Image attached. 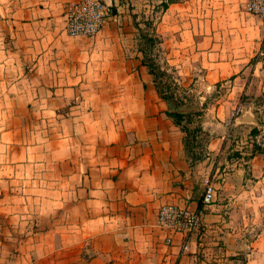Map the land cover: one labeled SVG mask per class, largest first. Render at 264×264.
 Segmentation results:
<instances>
[{"label":"crops","instance_id":"0c3cea01","mask_svg":"<svg viewBox=\"0 0 264 264\" xmlns=\"http://www.w3.org/2000/svg\"><path fill=\"white\" fill-rule=\"evenodd\" d=\"M77 1L0 0V111L17 119L0 123V209L18 241L2 242V264H264V150L245 119L260 118L251 106L229 117L231 98L264 95V25L249 0H118L95 38L66 30ZM153 2L180 75L188 64L203 87L233 80L199 116L211 136L197 161L138 46ZM165 203L199 209L201 228L162 230Z\"/></svg>","mask_w":264,"mask_h":264},{"label":"rangeland","instance_id":"374dc122","mask_svg":"<svg viewBox=\"0 0 264 264\" xmlns=\"http://www.w3.org/2000/svg\"><path fill=\"white\" fill-rule=\"evenodd\" d=\"M152 5H155V11H157V13L155 12L148 15L138 14V18L136 20L137 24L141 23L140 37L144 32L151 36V41H146L145 38L141 37V41L139 40L138 45L139 49L142 51V54L145 58L147 57L149 61L152 60V62L155 64L154 71L159 77L158 80L161 82L162 89L166 90V92L173 91L175 93L174 100H182L184 102V105L177 106L176 103L170 101L169 103L171 104V107L173 109L179 107L192 108L194 112L191 113L192 116L190 118L186 119V123H189V126L192 129H194V127L198 125L202 127L201 117L208 112L207 108H210V104H216L218 101L223 102L224 100L229 99L228 97L231 94L229 90L233 86V80L228 78L216 84H213V87H203L198 82L204 81L198 76L199 73L203 72L200 70H196L197 75L194 74L195 72H193L192 67L188 64L183 65V67L186 68V71L188 70L190 73L187 74L186 77H184V75H180L178 73V70L181 68H177V65H180V63L174 61V59H177L179 57L178 54L176 55V50L178 49V47L174 46L168 40L169 38H173V34H175V32L174 30H163L162 28H160V30L157 29V25L163 21V14L159 12L161 10V7L158 8V6H161L162 4L153 2ZM166 20H169V18H167ZM260 40L264 44V31L261 33ZM164 73H166V75H164ZM231 100L234 101V103L232 104L233 106H231L232 108L229 110L230 119L232 110L240 104L242 105L243 110L240 113L239 117L244 111V106H251L256 114V117L260 118L257 120V122H252V125L250 126L256 129L255 132L252 133L253 128L251 129V131L247 132V136L250 135L249 137H247V140L250 141L253 148H257L253 142V136L257 132V126L264 125V95L257 96L253 94L250 96L245 94H238L235 98H231ZM251 101L255 102V107L254 105H251ZM12 113L13 111H0V123H2V126L12 125L14 123V120H17L14 119L15 115L9 117V115ZM200 115L201 117H199ZM236 120L232 121L234 122ZM237 135L242 136L239 133H237ZM210 136L208 137V133L204 130L203 132L198 134V140L195 144V153L197 155L203 156L205 154L206 143L208 142V140H210ZM235 144H237V142H235ZM208 178L215 182L212 176L209 174ZM12 226L13 223L9 220V218L7 219V217L5 216V211L3 209H0V248L2 247V242L4 241L14 243L18 242L16 241V231L15 229H12ZM4 236H9L12 239L9 240L8 237ZM1 255L2 253L0 252V264L3 263ZM50 256L51 255H43L42 260H44V262L48 264V257ZM74 256L75 255H71V257ZM68 258L69 255L61 254L57 255L55 260L66 263Z\"/></svg>","mask_w":264,"mask_h":264},{"label":"built area","instance_id":"2783aa9c","mask_svg":"<svg viewBox=\"0 0 264 264\" xmlns=\"http://www.w3.org/2000/svg\"><path fill=\"white\" fill-rule=\"evenodd\" d=\"M117 1L79 0L73 3L67 12V32L72 36L96 37L102 31L104 24L115 15L114 6ZM247 10L261 18L264 25V0H249ZM242 110L241 104L235 107L231 112V119H238ZM253 142L258 149L264 150V125L257 126ZM216 194L215 183L207 178L202 194L203 204L205 206L212 205L216 200ZM202 223V212L199 209L183 207L175 203H165L161 205L158 211V226L173 234H188L198 231ZM166 241L172 242V237H167Z\"/></svg>","mask_w":264,"mask_h":264},{"label":"trees","instance_id":"16d2710c","mask_svg":"<svg viewBox=\"0 0 264 264\" xmlns=\"http://www.w3.org/2000/svg\"><path fill=\"white\" fill-rule=\"evenodd\" d=\"M164 4L167 5V3H164ZM141 37L145 38L146 41H151V36H149L146 32L142 33ZM143 63L148 66L149 72L154 76V82L160 94V97H162L164 100L168 102L172 101L176 103L177 106L184 105V102L182 100H178V101L174 100L175 93L173 91L166 92V90L162 89L161 82L158 80L159 77L154 71L155 64L152 62V60L149 61L147 57L146 58L144 57ZM164 75H166V73H164ZM170 116H172L175 119L177 124L182 126V131H184L186 134L185 139H184L185 149H186V153L188 154V156L192 159V162L200 160L202 157L195 153V144L197 143V140H198V137H197L198 134L203 132L202 127L198 125L194 127V129H192L189 126V123H186V119L190 118L192 116L191 114L181 115V114H175V113L170 112ZM255 130L256 129L253 128L252 133L255 132Z\"/></svg>","mask_w":264,"mask_h":264},{"label":"water","instance_id":"95a60500","mask_svg":"<svg viewBox=\"0 0 264 264\" xmlns=\"http://www.w3.org/2000/svg\"><path fill=\"white\" fill-rule=\"evenodd\" d=\"M167 1H168V3H173L175 0H167ZM171 112L175 113V114L188 115V114H191L192 112H194V110L192 108H186V107L181 108V107H179L176 109L172 108ZM245 119L249 120V121L257 122V120L254 117H251L249 115H247Z\"/></svg>","mask_w":264,"mask_h":264}]
</instances>
